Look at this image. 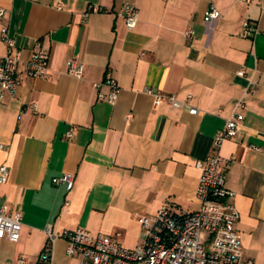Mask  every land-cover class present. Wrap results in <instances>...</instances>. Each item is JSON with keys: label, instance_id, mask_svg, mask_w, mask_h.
<instances>
[{"label": "crops", "instance_id": "1", "mask_svg": "<svg viewBox=\"0 0 264 264\" xmlns=\"http://www.w3.org/2000/svg\"><path fill=\"white\" fill-rule=\"evenodd\" d=\"M126 3L139 12L130 30L118 15ZM89 5L103 10L87 13ZM210 5L220 16L205 22ZM0 7L21 54L20 84L0 100V165L9 169L0 207L22 213L18 241L0 239V264H38L47 226L83 228L133 248L143 241L138 215L152 217L161 206L195 212V164L235 112L238 134L220 149L233 157L227 200L239 213L244 257L264 264V0H0ZM244 21L259 32L242 37ZM37 41L49 50L46 78L22 74ZM73 59L82 78L67 74ZM107 70L119 87L113 104L93 86ZM146 89L181 101L190 95L198 113L155 105ZM64 173L75 177L70 189L53 182ZM51 262L79 258L58 237Z\"/></svg>", "mask_w": 264, "mask_h": 264}, {"label": "built area", "instance_id": "2", "mask_svg": "<svg viewBox=\"0 0 264 264\" xmlns=\"http://www.w3.org/2000/svg\"><path fill=\"white\" fill-rule=\"evenodd\" d=\"M103 9L96 5H89L87 13L101 12ZM118 15L123 19L127 29H133L138 22L139 12L135 5L126 3ZM5 11L0 7V40L5 45V53L0 58V100L5 93L13 94L20 84V51L15 48L14 39L7 28L3 26ZM220 16L219 10L210 5L204 13V21H212ZM259 32L257 26L249 21L243 22L242 37H250ZM187 38L193 35L188 29ZM49 50L40 42H36L32 53L26 60L22 74L32 78H46L48 76ZM67 74L82 78L83 65L75 59L67 67ZM243 75V71L238 72ZM97 98L109 103H115L119 92L117 82L111 72L107 70L101 82H94ZM108 92L102 91V87ZM146 92L153 93L151 89ZM154 102L158 105L162 101L175 108L185 109L190 114H197L198 109L187 101H181L174 95L154 92ZM34 108V104L30 105ZM244 104L239 102L237 108ZM240 114L238 112L225 121L212 143V152L204 159L196 162L199 177L195 189V198L199 208L195 212L178 215L167 206H161L157 213L148 217L138 215L137 221L144 228L143 241L133 248L122 246L117 239L93 234L83 228L52 232L45 228L47 239L40 252L38 264H52L51 250L53 241L60 237L66 242V254L78 257V264H254L251 259L244 257L240 235L235 228L239 213L236 207L227 200L229 191L225 188V167L233 157H224L221 146L226 139L235 138L239 131ZM70 131L67 136L72 137ZM9 169L7 165H0V184L7 182ZM74 175L64 173L53 179L55 184H64L70 189L74 184ZM22 213L18 210L7 212L6 206L0 207V239L6 238L16 242L20 236ZM206 234L207 238L203 237ZM19 264L24 259L18 260Z\"/></svg>", "mask_w": 264, "mask_h": 264}]
</instances>
